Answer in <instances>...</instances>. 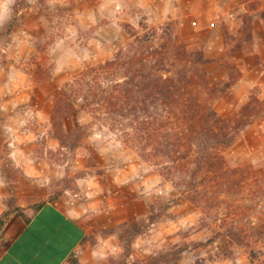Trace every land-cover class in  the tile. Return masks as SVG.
Returning a JSON list of instances; mask_svg holds the SVG:
<instances>
[{
	"label": "rangeland",
	"instance_id": "obj_1",
	"mask_svg": "<svg viewBox=\"0 0 264 264\" xmlns=\"http://www.w3.org/2000/svg\"><path fill=\"white\" fill-rule=\"evenodd\" d=\"M170 2L180 6L178 15L167 19L172 3L157 0L150 20L135 0H0V93L8 98L3 88L12 84L13 97L29 101L18 109L34 112L23 125L29 140L20 134L8 141L0 129V226L11 213L60 203L84 224L85 247H97L101 264H147L179 248H186L180 264H250L244 248L209 243L211 225L110 122L80 112L86 129L77 147L63 148L53 137L59 89L86 66L111 59L128 40L127 26L171 23L186 45L203 46L213 60L207 70L214 87L224 83L221 61L234 64L240 78L213 101L221 116L251 96L264 99V0H218L213 27L208 0L193 9L201 16L181 20L188 0ZM66 123L73 128L75 119ZM224 156L230 168L263 166L264 122L242 131Z\"/></svg>",
	"mask_w": 264,
	"mask_h": 264
},
{
	"label": "trees",
	"instance_id": "obj_2",
	"mask_svg": "<svg viewBox=\"0 0 264 264\" xmlns=\"http://www.w3.org/2000/svg\"><path fill=\"white\" fill-rule=\"evenodd\" d=\"M244 25L250 35L247 19ZM139 28L127 26L128 40L111 59L86 66L59 89L50 113L53 137L63 148L77 147L86 129L80 112L110 122L211 225V245L244 248L250 264H264V165L230 168L224 156L242 131L264 122V99L251 96L221 116L213 101L238 81L237 67L221 61L224 83L214 87L207 70L213 60L203 46L186 45L171 23ZM71 117L73 128L66 123ZM185 251L147 264H180Z\"/></svg>",
	"mask_w": 264,
	"mask_h": 264
},
{
	"label": "crops",
	"instance_id": "obj_3",
	"mask_svg": "<svg viewBox=\"0 0 264 264\" xmlns=\"http://www.w3.org/2000/svg\"><path fill=\"white\" fill-rule=\"evenodd\" d=\"M135 1L150 20L152 15L158 12V7L155 5L157 0ZM208 1L214 7L212 14H208L211 19L210 26L213 27L215 18H218L215 7L219 2L218 0ZM166 2L172 3L165 14L166 18L178 15L180 6L176 7L170 0ZM201 2L202 0H188L186 12L178 19L201 16L193 10ZM232 5L234 3H228V6ZM259 24L258 22L257 25ZM181 27L183 29V24ZM219 55L218 52L211 59H219ZM13 87L12 84H7L3 88L8 93H6L8 98L0 93V117L5 119L0 129H4L8 141L12 137H16L17 140L20 134L29 140L32 136L31 132L24 129L23 125L29 122L34 112L29 110V107H26L27 110L23 113L18 109L20 103H29V101L16 100L13 97L16 87ZM16 123H19V126ZM22 143L24 144L25 140ZM10 145L17 147L14 141ZM86 236L84 224L60 203L45 202L33 211L14 212L7 216L0 228V264H69L71 258L77 259L79 264H101V253L97 247L92 249L85 247Z\"/></svg>",
	"mask_w": 264,
	"mask_h": 264
}]
</instances>
